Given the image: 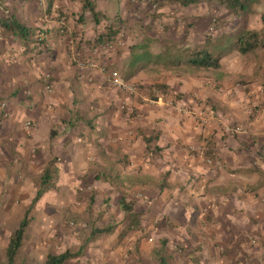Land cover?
Returning <instances> with one entry per match:
<instances>
[{"label":"rangeland","instance_id":"obj_1","mask_svg":"<svg viewBox=\"0 0 264 264\" xmlns=\"http://www.w3.org/2000/svg\"><path fill=\"white\" fill-rule=\"evenodd\" d=\"M53 1L0 0V19L16 18L21 24L39 28L45 33L49 26L57 29L62 41L60 47L64 49V56L76 76L72 98L75 116L67 120H75L77 117L81 120L77 126L72 127L73 131L66 127L69 130L65 135L73 134L78 145L88 136L79 128L81 124L87 121H93V124L95 121L103 122L106 112L109 116L120 115V119L128 124L127 138L131 139L129 133L137 132L136 126L142 120L138 114L141 106L180 107L189 111L191 106L183 102L184 96L190 93V96H194L193 100H199V91L197 97L193 93L197 83H204L214 90L217 87L216 70L156 64L154 58L149 65L143 64L133 70L131 66L135 56L144 52L158 56L166 50L169 42L180 46H196L241 27L259 29L264 14V0L253 4L242 15L221 6L216 0H202L190 6L164 3L161 0H127V12L120 5L122 0H91L99 14L96 20L90 9H84L81 0ZM54 3L59 6L58 15L65 19L63 33L57 24L58 15L51 7ZM119 21L122 23L121 33L109 42L115 43L121 39V46L114 45L108 53L93 58L96 46L104 44L95 41L106 32L108 26ZM44 27L46 30L42 29ZM232 55L235 56L234 63L239 71L238 77L242 79L241 83L264 88V50H255L246 56L235 51ZM45 58L42 51L33 47L32 43H22L13 36L0 37V172L3 171L5 177L11 172L4 184L0 175V196L5 192L3 211L6 206L8 209L10 207L9 215L3 220L0 217L2 262H6L5 251L11 232L18 227L24 210L35 197L36 179L52 157L48 151H55L56 147V139H50L44 145L43 142L50 137V129L58 132L57 127L41 128L36 141L42 145L36 148L32 143L34 126L31 121L23 118L26 110L38 109V105L46 100V97L36 95L33 88L29 87L33 78L37 80L34 86L42 84L46 92L51 94L53 91L49 89L53 84L51 76L46 75ZM229 59V55H226L224 62ZM93 60L99 66H106L107 72H117L119 81L134 86L138 90L137 94L130 95L122 87L113 85L101 67L96 70L101 72L103 81L97 84L94 80L86 81L94 69L83 70L80 63L87 64ZM157 84L167 85L169 90H156L155 96L158 99L153 101L151 92ZM204 102L202 99L198 103L202 105ZM63 126L59 125V128ZM88 131L92 132L90 129ZM102 132L105 131L96 130L92 135H103ZM77 138L81 141H77ZM112 154L103 157L110 167H102L99 163V167L92 166L88 174L74 180L61 175L62 168L67 165V150L53 156L57 158L60 171L58 186L67 181L69 187L57 188L45 195L41 199L43 206L38 203L43 210L39 214L37 210L34 213V221L20 253L21 262L30 264L32 256V264H41L49 253L60 254L66 249L79 248L91 228L114 226L116 230L113 235L92 241L85 257L67 263L143 264V261H148L153 264V250L160 246L162 240H166L167 248L173 253L174 264H264V230L259 220L249 218V221H245L242 218L237 226L241 233L233 241H212L208 237L202 240L197 233L189 234L184 230L183 218L177 221L170 218L168 206L177 204L173 205L176 209L171 208L173 213L181 210L178 202H170V199L173 201L174 193L169 188H146V195L139 194L140 203L130 197L128 199L130 194H135L132 189L140 177L130 179L128 172L115 164L120 154ZM141 169L144 170L141 178L146 180V184L158 183L159 174L154 168L148 166ZM106 172L116 177L115 185L95 179L96 174ZM161 179L162 183L167 181L165 176ZM13 183L15 188H12ZM60 196L65 198L61 199ZM123 197L136 204L135 209L141 214V230H127L128 222L118 209ZM137 204L141 211L137 209Z\"/></svg>","mask_w":264,"mask_h":264},{"label":"crops","instance_id":"obj_2","mask_svg":"<svg viewBox=\"0 0 264 264\" xmlns=\"http://www.w3.org/2000/svg\"><path fill=\"white\" fill-rule=\"evenodd\" d=\"M120 5L127 12L129 1L122 0ZM42 29L46 30L45 27ZM46 32L48 39L42 55L46 57V75L51 76L53 91L51 94L46 92L42 84L34 86L37 80L33 78L29 87L46 100L38 105V109L26 110L23 118L34 126L32 143L36 148L42 145L36 141L38 131L47 126L57 127L59 135L55 151L50 149L48 152L53 157L67 150V165L61 173L64 178H80L88 174L92 166L99 167V163L102 167H110L103 157L113 156L114 152L120 154L115 164L123 167L130 179L140 177L132 189L135 194H130L128 199L130 197L138 203L140 195L147 194L146 188H169L174 193L170 202H178L181 212L173 213L171 208L176 209L173 205L177 204H171L168 213L172 221L185 220L184 230L187 233H197L202 240L208 237L212 241H233L241 233L237 226L242 218L245 221L249 218L259 220L264 230V88L241 83L234 63L235 56L229 55L230 59L225 62L223 58L220 69L216 70L215 90L204 83H197L193 93L197 97L199 91V100H193L194 96L190 93L184 96L183 102L191 106L189 111L180 107L141 106L138 114L142 120L136 126L137 132L129 133L131 139L127 138L128 124L120 119V115L109 116L106 112L103 122H94V126L97 124L92 132H87L90 129L88 125L81 124L84 127L79 128L88 136L78 145L73 134L65 135L69 130L66 127L70 131L74 129L61 124L62 120L74 116L72 98L76 76L64 56V49L60 47L62 41L57 29L49 26ZM90 72L91 76L86 81L94 80L96 84L103 81L101 72L96 69ZM202 99L205 102L199 105ZM231 124L239 126L241 132L227 133ZM59 125L64 126L59 128ZM101 129L105 131L103 135H92L93 131ZM52 130L55 129L49 130V136ZM210 137L215 143L217 163L204 158V145ZM48 140L50 137L44 140L43 145ZM148 166L158 172V183L146 184V180L141 178L144 171L141 168ZM10 173L5 177L4 172H0L3 184L8 181ZM162 176L166 177V184L162 183ZM66 187H69L67 181L58 186ZM12 188H15L14 183ZM40 203H43L42 200ZM118 205L120 212V202ZM42 206L38 204L37 214L43 210ZM9 209L6 206L5 211L2 210V220L9 215ZM137 209L141 211L139 205ZM31 259L30 264L33 263Z\"/></svg>","mask_w":264,"mask_h":264},{"label":"trees","instance_id":"obj_3","mask_svg":"<svg viewBox=\"0 0 264 264\" xmlns=\"http://www.w3.org/2000/svg\"><path fill=\"white\" fill-rule=\"evenodd\" d=\"M53 1V0H52ZM84 9H90L95 19L99 17L91 0H81ZM164 3H171L179 6L197 5L202 0H161ZM213 1V0H209ZM221 6L234 12L237 15H242L249 11L253 4L259 0H216ZM54 2V1H53ZM51 4V3H50ZM52 7V6H51ZM122 23L111 24L107 27L106 32L98 37L95 43H106L113 41L121 33ZM47 32L37 28H29L21 24L16 18L0 19V37L13 36L22 43L33 44V47L43 50L47 44ZM34 49V48H33ZM255 50H264V14L261 17V28L253 29L241 27L231 33L223 34L215 39H208L204 44L196 46H180L177 43L169 42L166 50L158 56H153L148 52L139 54L133 58L131 69L140 67L141 65H149L154 58L155 63H166V65L178 66L187 65L195 69L218 70L221 67V62L226 55H231L238 51L240 55L246 56ZM169 90V87L164 84L153 86L151 97L153 101H157L155 96L156 90ZM75 108V106H74ZM74 112V111H73ZM75 116V113H74ZM76 118V117H75ZM80 118L75 120H62L61 124H66L68 127H75L81 121ZM94 130L93 121L83 122ZM57 130H52L50 139L54 140L58 137ZM204 148V158L212 163L217 161V152L215 151V143L212 137L206 140ZM126 165V164H125ZM59 168L57 167V158L52 157L47 161L42 173L36 179V194L30 205L24 210L21 221L15 228L8 240L7 249L5 251V261H0V264H24L21 262L20 253L28 236L31 225L34 221V213L41 199L49 192H53L58 188ZM96 180L115 185L116 177L113 174L99 173L95 177ZM5 192L0 196V215L2 212V200L5 197ZM136 204L128 201L125 197L120 200L121 212L124 214V220L128 222L127 230H141L142 221L141 214L135 209ZM114 226L103 228H91L88 236L83 239L80 247L75 249H66L60 254L49 253L43 264H66L69 261L85 257L89 244L99 239L100 237L111 236L115 233ZM160 246L152 252L151 260L153 264H174L173 253L167 248L166 240L160 242ZM143 264H149L148 261H143Z\"/></svg>","mask_w":264,"mask_h":264},{"label":"built area","instance_id":"obj_4","mask_svg":"<svg viewBox=\"0 0 264 264\" xmlns=\"http://www.w3.org/2000/svg\"><path fill=\"white\" fill-rule=\"evenodd\" d=\"M55 1V0H54ZM52 8L54 9V13L58 15V9L59 6L56 5V3H54V5L52 6ZM56 15V16H57ZM57 24L59 25V28L61 29V32H64V27H65V19L61 18L58 15V19H57ZM122 40L118 39L115 43L112 42H107L104 44H99L98 46H96V48L94 49L93 52V58L98 57L101 54H106L108 53L110 50H112V48H114V45H119L121 46L122 44ZM80 66L83 70H90V69H97L99 67H101V71L103 73H106L108 75V79L112 81V84L117 86V87H122L126 92H128L130 95H135L137 94L138 90L134 87V86H129V85H125L122 82L119 81V77L117 72H113V71H109L107 72L106 70V66H99L95 60L93 61H89L87 64H83L80 63ZM51 90V86L49 88ZM241 132V128L239 126H237L236 124H231L228 128H227V133L233 135V134H239Z\"/></svg>","mask_w":264,"mask_h":264}]
</instances>
